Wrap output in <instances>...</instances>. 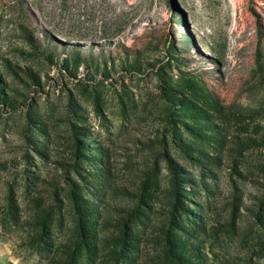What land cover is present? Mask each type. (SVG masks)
Here are the masks:
<instances>
[{"label": "rangeland", "instance_id": "1", "mask_svg": "<svg viewBox=\"0 0 264 264\" xmlns=\"http://www.w3.org/2000/svg\"><path fill=\"white\" fill-rule=\"evenodd\" d=\"M0 264H264V0H0Z\"/></svg>", "mask_w": 264, "mask_h": 264}]
</instances>
